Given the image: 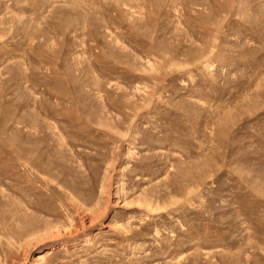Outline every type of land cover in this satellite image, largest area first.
Returning a JSON list of instances; mask_svg holds the SVG:
<instances>
[{"label":"rangeland","instance_id":"1","mask_svg":"<svg viewBox=\"0 0 264 264\" xmlns=\"http://www.w3.org/2000/svg\"><path fill=\"white\" fill-rule=\"evenodd\" d=\"M0 264H264V0H0Z\"/></svg>","mask_w":264,"mask_h":264}]
</instances>
